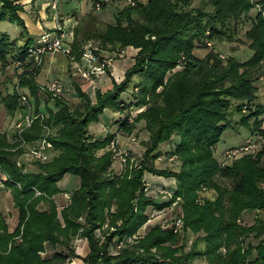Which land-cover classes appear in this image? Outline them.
<instances>
[{"label": "trees", "instance_id": "obj_1", "mask_svg": "<svg viewBox=\"0 0 264 264\" xmlns=\"http://www.w3.org/2000/svg\"><path fill=\"white\" fill-rule=\"evenodd\" d=\"M96 1L91 0L92 5ZM99 1L104 5L105 0ZM190 2H126L112 21L90 30L88 35L95 36L102 47L116 43L139 47L121 78H111L104 89L95 87L92 95L72 79L77 99L69 103L35 78L39 61L32 48L37 42L18 12L23 10L21 2L0 0V18L15 21L22 37L18 43L16 36L0 30V64L10 61L20 68L15 86L1 93L0 101L7 111L31 102L38 114L22 126L19 135L30 141L44 137L51 143L47 158H35V168H25L16 157L23 147H13L18 140L8 142L0 133V179L17 211L11 229L0 211V264H63L78 255L71 244L75 236L87 242V251L80 256L83 264H191L195 255L204 256L210 264H264V218L255 214L250 223L237 219L244 209L264 211V147L223 165L212 152L220 132L230 123V109L239 112L237 119L251 133L264 130V102L256 99L253 82L257 72L264 71V0ZM254 2L257 7L244 30L252 49L248 57L226 55L223 61L212 46L201 56L193 52L196 45L206 46V37L232 38L239 17ZM71 51L79 54L75 39ZM176 62L181 66L164 80L166 69ZM133 74L138 78L131 83L130 99L124 100L120 93ZM40 87L51 104L44 99L40 106ZM20 92L27 103L20 99ZM137 105L143 107L129 120L130 108ZM105 106L124 110L123 114L104 134L93 136L88 123ZM138 119L147 130L140 156L130 167L125 164L111 170L116 134L130 130ZM49 125H57V130L43 134ZM110 140H114L113 148ZM163 140L171 145L165 151L179 159L175 168L154 162ZM144 171L173 179L168 196L157 200L145 191ZM65 172L76 174L78 181L64 190L68 197L57 207L53 195L61 189L56 181ZM203 186L213 190L211 197L199 194ZM176 196L182 211L180 230L203 231L187 249L183 242L176 243L177 230L155 222L116 253L109 251L112 241L131 234L146 220L147 205L161 207ZM151 245L155 250H149Z\"/></svg>", "mask_w": 264, "mask_h": 264}, {"label": "rangeland", "instance_id": "obj_2", "mask_svg": "<svg viewBox=\"0 0 264 264\" xmlns=\"http://www.w3.org/2000/svg\"><path fill=\"white\" fill-rule=\"evenodd\" d=\"M36 1L39 3L45 0ZM200 1L201 0H191L190 4L195 5L200 3ZM50 2L51 0H49V3H43V11L44 20L50 19V15H52V25L47 27L42 25L43 29L36 36H33L38 38L45 32L48 37L52 38L55 35H59V41L66 46L67 49L64 51L49 49L42 52L38 63L37 73L35 75L36 80L42 86L47 87V84L51 80L56 79L57 89L55 92H59L63 95L69 103H73L77 99L72 88V79L76 80L90 95L93 94V89L95 87L104 89L107 85L109 86L111 78L116 81L119 80L123 74L124 68L134 60L133 55L139 46L129 43H116L112 47H102L97 38L88 35V32L90 30L96 31L103 27L106 22L112 21L117 9L126 2L133 3L134 0H105L104 5H101L98 0L96 1L98 3L97 6L92 5L91 0H56L54 7L50 5ZM254 4L255 5H252L245 14H242L239 17V20L236 23L237 29L232 38L227 39L223 37L219 39L217 37H206V46L196 45L192 48L193 52L197 56H201L208 47L212 46L217 50L218 55L223 61L226 55L234 56L240 60L248 57L252 49L248 45L249 37L245 34L244 30L250 25L251 16L255 11V7H257L255 2ZM35 5L36 3H32L31 6L25 5L26 10H21L23 20L25 19L28 23L29 19L34 21H37V19L41 20V18H38L40 11L38 12L36 10L38 5ZM58 11L65 13L63 16H59L60 13H58ZM48 23L50 24L51 22ZM0 30H5L10 36H16L18 43L22 41V37L18 36L20 26L15 21L0 18ZM205 31L207 32V30ZM74 39L78 41V55L71 51L72 41ZM95 66H100L101 70L96 69ZM180 66L181 63L176 62L168 67L164 74V80L169 73ZM261 66H264V61H262ZM19 69V67L15 66L10 61L6 62L4 65L0 64V94L5 90H10L12 85L15 86ZM137 78L138 74H133L131 76L130 83H128V86L120 93L121 98L124 100L130 99L131 83ZM253 82L256 85V99L264 102V71L257 72ZM41 87L38 89V94L41 99L40 106H42L41 101L44 99L47 100L48 104H51V98L47 97L46 92L44 89L42 90ZM156 88L158 89L159 85ZM142 107L143 105H137L136 107L130 108L129 120H131L134 113ZM123 111L124 110L112 109L111 107L105 106L98 114L96 120L89 121L87 126L88 131L93 136L104 134L107 129H110L112 128L111 126L117 124V118L122 116ZM24 113H28L31 119L38 114L32 109L31 102H29L28 106L26 104V106L15 107L11 111H7L3 103L0 101V133L3 134L4 139L8 142L13 143L15 140H18L17 144L15 143L13 147L19 145L20 142L21 136L16 132L18 129L16 123L22 119ZM228 116L230 117V123L222 129L218 139L212 147L213 155L216 157L220 165L230 163L234 158L244 154L255 155L260 148L264 147V130L263 132L253 131L251 133L248 125L237 119L239 112L236 110L230 109ZM56 130L57 125H49L44 127L43 134L53 133ZM146 135L147 130L143 126L142 119L136 120L130 130L119 131L116 134L117 147L113 151L115 157L111 162V170L118 171L121 168H124L125 164L129 167L134 164L143 149V140L146 138ZM247 140L253 142V148L251 151L237 154L234 157H224L223 150L225 148L236 146ZM25 141L26 142L19 145L23 147V150L17 154L16 157L19 161L23 160V166L25 168L34 169V159L29 158L28 153L26 152L27 147L34 143L36 139ZM169 143L170 141L168 140H163L158 143L157 147H159L161 151L154 159V162L157 165H165L175 168L179 163V159L176 155L169 157L172 153L165 151L167 147L171 146ZM143 176L144 180L148 183V187L146 186L144 189L152 196V198L159 200L168 196L171 191V186H173L174 183L171 177L151 172L148 173L147 171L143 172ZM221 180L223 182L228 181L225 178H222ZM77 181V175L70 172L63 173V175L56 181L57 185L62 188L60 193L56 192L53 195L57 207L63 202L64 196L62 191L64 189H70L75 183H77ZM0 187H3V185H0ZM199 194L201 196L211 197L213 195V190L203 186L201 187ZM176 198L177 196L169 204L161 207L147 205L146 210L148 213L146 220L131 234L122 236L115 242L112 241L109 245V251L116 253L120 246L133 242L136 237L143 234L148 224L155 222L161 227L170 226L174 230H177L180 237L176 243L183 242V249H187L194 236L203 233V231H187L185 233L180 230L182 224V211L177 207ZM45 204V201L41 202L42 206ZM255 214L264 218V211L261 209H244L237 219L240 222L250 223L253 221ZM95 232L99 234V230L95 229ZM183 233L185 234L183 235ZM182 235L183 237L181 238ZM71 244L73 245L75 252L78 254L75 255V257L79 258V260L82 261L81 264H83V260L80 256L87 251L86 239L82 236H75L72 238ZM197 245L201 246L202 241H198ZM149 250H155V247L151 245L149 246ZM190 263L210 264L206 258L201 255L193 256L190 259Z\"/></svg>", "mask_w": 264, "mask_h": 264}, {"label": "built area", "instance_id": "obj_3", "mask_svg": "<svg viewBox=\"0 0 264 264\" xmlns=\"http://www.w3.org/2000/svg\"><path fill=\"white\" fill-rule=\"evenodd\" d=\"M56 0H51L50 5L52 7H54V3ZM97 2H95L94 6H97ZM60 36L59 35H55L53 38L52 37H48L45 33H42L40 35V37L36 38V45L32 48V50L34 51V57L36 59V61L38 62L40 60V55L42 52L46 51V50H60V51H64L66 50V46H64L60 41H59ZM96 69L101 70L100 66H95ZM47 87L53 91H55L57 89V84H56V79L51 80L48 84ZM19 97L22 101L26 102V97L25 94L20 92ZM27 103V102H26ZM29 104L27 103V106ZM31 120L30 116L28 115V113H24L23 117L21 120H19L16 123V126H18V129L16 130L17 133H19V129L22 128V126L29 124V121ZM19 135V134H18ZM25 141V139H23L22 137L20 138V144H23ZM51 145L50 141L48 139H45L44 137H40L37 138L36 141L32 144L29 145V147H27V152L29 158L32 159H45L48 156V148ZM109 145L110 146H114V140H110L109 141ZM253 148V142L250 140H247L243 143H240L236 146H229L227 148H225L223 150V155L224 157H234L237 154L240 153H244L247 151H251ZM172 155H170L169 157H172ZM18 162V160H17ZM147 182L145 181L144 183V188L146 187ZM0 185H2L1 179H0ZM35 192H38V190H35ZM63 196L65 198L68 197V194L64 191L63 192Z\"/></svg>", "mask_w": 264, "mask_h": 264}, {"label": "crops", "instance_id": "obj_4", "mask_svg": "<svg viewBox=\"0 0 264 264\" xmlns=\"http://www.w3.org/2000/svg\"><path fill=\"white\" fill-rule=\"evenodd\" d=\"M17 1L21 2L23 11L26 10L25 5L31 6L32 3H34V4L36 3V5H38L36 10L38 12L40 11V15H38V18H41V20L37 19V21H34V20H30V19L28 20L27 19L29 21V23H28L24 19V23H25L29 33L36 36L43 29L42 25L44 27L52 25V22H53L52 15H50V19L44 20L45 18H44V11H43V3H47V2L49 3V0H45V1L39 2V3L36 0H17ZM72 10H74V9H72ZM18 12L20 13L21 16H23L21 14L22 13L21 10H19ZM58 13H60L59 16H63L65 12L63 13L61 11H58ZM47 21L51 22V23L49 24ZM75 185H76V183H75ZM60 189H62V188H60ZM64 190L67 191L68 189H64ZM64 190L62 192H64ZM58 192L60 193L61 190L57 191V193ZM0 211L4 214V218H5L8 229H11L16 222L17 211H16V207L12 203V195H11L9 188L4 187V186L0 187ZM81 263H82V261H80L79 258H76L75 256H73L70 259H68L64 264H81Z\"/></svg>", "mask_w": 264, "mask_h": 264}]
</instances>
